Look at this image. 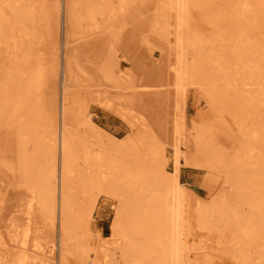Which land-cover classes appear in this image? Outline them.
Returning <instances> with one entry per match:
<instances>
[{"label":"rangeland","instance_id":"1","mask_svg":"<svg viewBox=\"0 0 264 264\" xmlns=\"http://www.w3.org/2000/svg\"><path fill=\"white\" fill-rule=\"evenodd\" d=\"M91 1L105 6L95 18L86 10V0L2 2L6 11L15 5L32 16L26 32L17 30L14 38L0 33V68L7 69L10 60L21 58L34 44L32 58H39L45 68L38 82L40 136L48 147L44 161L55 143L63 106L74 153L72 196L80 204L89 196L82 186L91 177L89 164L104 161L100 155L120 157L111 138H131L128 162L137 157L164 162L170 172L178 146L182 193L170 201L171 210L180 213V261L264 264V101L256 95L264 78L257 76L256 67L240 63L239 72L233 69L223 80L214 62L237 58L229 46L235 27L264 53V6L257 16L252 8L246 13L234 10L229 0H187L180 25V0ZM198 62L202 68L194 66ZM180 64L184 74L179 82ZM213 82L217 88L212 87L211 95ZM84 113L98 130L88 125ZM21 141L17 122L0 118V264H59L61 250L63 264H81L83 248L76 241L83 229L68 236L59 212L38 200L27 181ZM202 149H210L214 160L209 162ZM26 152H35L33 142ZM97 186L95 181L87 193L95 195ZM96 195L89 239L81 238L93 256L97 241L108 245V251L114 248L111 223L118 201L108 192ZM198 204L206 215L204 223L197 216ZM237 210L241 224L247 223L239 231Z\"/></svg>","mask_w":264,"mask_h":264},{"label":"bare ground","instance_id":"2","mask_svg":"<svg viewBox=\"0 0 264 264\" xmlns=\"http://www.w3.org/2000/svg\"><path fill=\"white\" fill-rule=\"evenodd\" d=\"M5 1L0 0V33L9 38L17 30H27V22L32 20V16L25 9L15 5H11L10 10L6 11L2 5V2ZM229 3L231 8L240 9V12L246 13L252 8L257 16L264 6V0H229ZM234 3L236 6L240 5V8L236 7ZM186 5L187 0L179 1L180 25L185 20L183 14L186 11ZM85 8L89 15L95 18L96 15L104 12L105 6L100 2L86 0ZM181 40L179 37V41ZM29 45L30 48L27 49V53L21 58L10 60L7 69L6 67L0 68V118L17 122L19 133L22 136V152L26 158L25 163L29 167L26 174L31 190L37 195L39 201L50 204L53 212L55 210L59 212L62 227L65 228L68 236H72L74 233L78 234V229H83L85 234L82 231L81 238H87V240L89 239L87 236L89 234L88 229L96 205V193L104 191L118 198L117 204L113 206L115 215L111 223L112 234L115 236L112 243L114 245L113 250L108 251V245L97 241L96 250L98 251L93 256L87 248H84V241L81 238L78 241L77 238L76 242L81 244L79 247L83 248L79 251L81 264H120V260L124 261L123 264H183L180 261L181 238L179 234L180 221L178 220L180 213L171 210L170 201L171 197L177 200L182 193V182L179 178V147L176 146L174 170L170 172L164 162H144L143 159H140L141 157L128 162L131 155L129 150L132 146L131 141H129L131 138L128 137L126 138L127 141L121 142L111 138L113 152L120 157L113 159L99 154L100 156L97 158L99 160L103 158L104 161L100 163L91 162L90 164L88 162L91 177L83 180L82 186L85 188L83 189L85 195L89 196L84 203H78L76 197L72 196L73 187L70 175L73 171L72 156L74 153L66 136L65 118L67 112L64 106L55 132V143L52 145L50 153L46 155V157L49 156V160L44 161L43 152L47 146H44L40 136L38 117L41 118V113L38 112L40 104L38 82L40 78L44 77L45 68L39 58H32L37 49L33 43ZM229 46L237 58L227 61L221 60L219 57L218 60H214L219 70L222 69V72H219L220 78L225 80L234 70L238 73L240 63L256 67L257 76L264 78V53L256 41L247 38L242 29L239 30L235 27L230 37ZM239 59L246 63L238 61ZM180 62L183 63L182 58H180ZM199 62L194 66L201 67ZM180 67L177 68L179 82L184 74L183 65L180 64ZM189 69L193 73L197 72L194 68ZM212 80H217V78ZM212 87L213 89L217 88V84L213 82L210 88L211 95H213ZM257 90L256 95H259V99L264 101V86ZM84 116L85 119L87 117L88 125L98 130V126L88 119L90 114L84 113ZM29 142H33L35 146V152L31 154L26 152V145ZM124 142L128 143L125 144ZM261 143L264 144V142ZM204 146L208 147L206 144ZM209 150L204 151L202 149L204 153H207L206 157L209 154L210 159L208 157L207 159L210 162L214 159L211 157L213 153L211 151L209 153ZM85 159H89V156H85ZM188 163L197 165L194 161H188ZM103 168L110 169L112 176L115 172L113 180L109 181L110 173H108L109 171L105 172ZM239 170L242 174H249L247 170L241 168ZM95 181L98 185L95 195L91 192L87 193V187L92 186ZM29 206L31 207L32 203ZM196 210L199 220L204 223L206 215L199 204ZM241 215L240 210L235 212L237 231L241 227L246 228L247 226L244 221L245 225L241 224ZM244 220L248 221L250 217H245ZM75 236L78 237V235ZM64 239L63 237L60 239L61 247L64 244L63 250L66 248V243L62 242ZM22 244L25 246L26 238L22 239ZM26 249L25 247L24 251ZM119 253L122 256L120 259H118ZM0 258H3V255ZM59 264H63L62 250Z\"/></svg>","mask_w":264,"mask_h":264}]
</instances>
